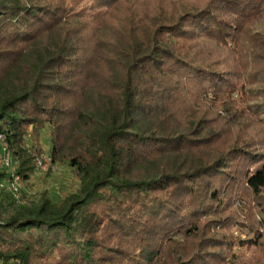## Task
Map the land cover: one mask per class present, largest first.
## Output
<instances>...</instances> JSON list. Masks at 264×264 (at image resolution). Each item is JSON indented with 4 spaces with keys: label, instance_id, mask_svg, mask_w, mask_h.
<instances>
[{
    "label": "trees",
    "instance_id": "obj_1",
    "mask_svg": "<svg viewBox=\"0 0 264 264\" xmlns=\"http://www.w3.org/2000/svg\"><path fill=\"white\" fill-rule=\"evenodd\" d=\"M198 1L0 0V135L15 172L32 178L47 127L51 164L77 180L57 202L0 191V263L164 264L171 242L173 264H189L183 247L235 164L249 166L248 192L264 190V149L255 161L240 140L221 149L223 118L208 113L229 119L228 95L264 98V31L249 29L264 0Z\"/></svg>",
    "mask_w": 264,
    "mask_h": 264
},
{
    "label": "rangeland",
    "instance_id": "obj_2",
    "mask_svg": "<svg viewBox=\"0 0 264 264\" xmlns=\"http://www.w3.org/2000/svg\"><path fill=\"white\" fill-rule=\"evenodd\" d=\"M207 3L208 0H199L196 7H204ZM123 10L124 8L119 10V13L123 14ZM260 23H253L249 29L264 31V22ZM196 51L205 54L202 47ZM227 101L232 115L229 116L231 121L224 110L218 107L208 109L213 120L223 118L218 123L224 131V141L220 147L223 149L224 142L232 145L236 139L240 140V143L251 145L249 151L255 155V161L259 158L256 152L264 149V116L259 117L253 110L257 105H264V98L260 95H228ZM186 107L189 109L188 104ZM261 111L264 113V110ZM68 128L69 122L65 124L63 131ZM38 134L42 150L38 158L42 155L49 157L51 139L48 128L43 127ZM31 144L29 135L26 138V147ZM16 165L15 163L14 169ZM233 167H236V178L220 186L218 201L210 203L203 216L198 219L197 236L186 242L183 247V253L195 258L189 264H264V190L259 196H253L245 189L242 181V176L249 166L238 162ZM0 172H3L1 168ZM76 188L77 180L65 163L51 164L46 173H40L35 168L31 179L26 183L20 180V190L31 201L37 193L46 191L51 199L57 202ZM211 239H216L218 243L211 244ZM173 247L171 242L163 245L159 259L164 264H173V258L170 256ZM6 264H13V261H7Z\"/></svg>",
    "mask_w": 264,
    "mask_h": 264
},
{
    "label": "built area",
    "instance_id": "obj_3",
    "mask_svg": "<svg viewBox=\"0 0 264 264\" xmlns=\"http://www.w3.org/2000/svg\"><path fill=\"white\" fill-rule=\"evenodd\" d=\"M15 163L16 158L12 155L7 141L0 135V168L4 174L0 182V191L7 194L14 203L23 205L25 201L21 195L20 177L14 169ZM50 167L51 162L49 157L42 155L36 159L35 168L38 172L46 173Z\"/></svg>",
    "mask_w": 264,
    "mask_h": 264
}]
</instances>
